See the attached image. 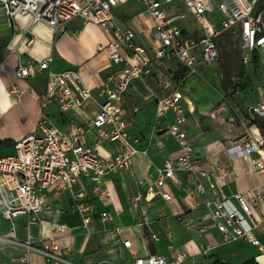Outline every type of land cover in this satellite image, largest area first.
<instances>
[{
    "label": "built area",
    "instance_id": "obj_1",
    "mask_svg": "<svg viewBox=\"0 0 264 264\" xmlns=\"http://www.w3.org/2000/svg\"><path fill=\"white\" fill-rule=\"evenodd\" d=\"M129 2L143 5L152 24L151 42L138 36L134 28L116 23L115 9ZM0 9L9 19L26 14L33 22L53 28L66 26L76 18L96 24L109 38L100 51L110 62L104 81L94 86L85 81L79 69L53 70L52 58L39 64L29 62L17 69L21 79L45 72L47 84L35 130L14 141L12 154L0 156V213L12 223L27 218L26 238H19L12 226L0 234V251L5 248L20 251L15 264H29L34 253L48 261L79 264L67 257L71 250L63 248L59 241L66 225L54 223L58 236L48 239L35 237L30 228L46 216L62 213L64 208L58 202L63 197L68 201V211L81 215L85 226L91 223L92 214L98 213L92 196L104 206L112 203L109 175L132 170L135 156L147 154V149L141 148L140 141L130 133L133 119L125 97L136 82L164 79L168 82L164 88L169 92L156 98L154 129L155 134L172 137L178 149L176 154L165 156L154 183V195L173 202L167 186L169 180L179 181V172L207 177L208 186L198 180L196 190L202 195H207L208 189L216 194L206 205L212 210L221 241L244 239L264 253V245L255 232L264 219V191L239 192L231 198L222 192L234 179L231 166L217 160L215 171L208 174L200 170L199 161L193 158L195 139L187 128L189 112L195 110L192 105H185L183 92L190 70L197 64L218 59V37L224 31H238L244 65L264 56V0H2ZM193 22L198 26L191 30ZM168 61L177 62L178 68L162 69V64ZM51 105L62 115L77 113L83 123H72L64 131L48 111ZM247 113V117L239 118L247 132L227 143L224 153L231 160L249 157L255 171H264V137L257 123L264 118V100L251 105ZM89 135L93 136V148L87 145ZM107 142L113 144V151H102ZM141 200V196L132 198L135 211ZM98 215L101 222L112 219L107 210ZM151 238L157 239L156 234ZM123 244L132 250L131 240H124ZM214 246L206 242L203 253H209ZM170 251L171 258L159 254L136 256L133 264H183L188 258L174 247ZM97 264L115 263L104 258Z\"/></svg>",
    "mask_w": 264,
    "mask_h": 264
},
{
    "label": "crops",
    "instance_id": "obj_2",
    "mask_svg": "<svg viewBox=\"0 0 264 264\" xmlns=\"http://www.w3.org/2000/svg\"><path fill=\"white\" fill-rule=\"evenodd\" d=\"M137 3L139 2L123 5L131 7ZM118 7L115 9V15H124V18L121 22L116 19V23L134 28L138 36L151 42L153 30L147 13L141 11L137 16L125 10H118ZM14 32L10 40L0 44V156L12 154L14 141L35 130L43 110L41 97L46 90L47 74L38 71L27 79H21L16 74L19 66L29 62L39 64L52 58L53 70L62 72L79 69L91 86L104 81L110 66L109 60L100 51L103 45L108 44V36L98 25L83 19L76 18L66 26L53 28L44 23L33 22L29 15L18 14L14 18ZM257 64L264 66V56H258L249 66ZM262 76L264 77V73ZM168 92L164 91L165 94ZM262 100L264 98L254 104ZM184 103L187 106V102ZM91 109L93 108H89ZM48 111L64 131H68L72 123H83L82 118L75 112L62 115L54 105L49 106ZM154 111L156 113V107ZM192 114H195V111L189 112L187 128L189 135L195 139L193 158L199 161L200 170L208 174L215 171L217 160L223 165L231 166L234 179L222 189L223 194L231 198L239 192L257 189L264 191V171H255L251 158L231 160L224 153L225 145L235 136L231 134L228 135L230 138H223L214 130H203L200 119L192 128ZM170 118L172 119L171 116ZM257 123L264 137V129L258 121ZM132 128L133 125L130 128L131 135L139 140L141 134L135 135ZM147 133L152 135L153 142L139 144L141 148L147 149V154L140 153L135 156L132 170L116 171L109 175L112 203L107 207L91 197L96 211L101 213L107 210L112 216L111 220L101 222L98 213L92 214L91 223L85 226L81 215L68 211V201L63 197L58 203L64 211L46 216L40 223L32 226L30 232L37 238L48 239L58 236L54 232V223L66 225L67 229L59 235V241L63 248H70L67 257L79 264H97L104 258L111 259L115 264H133L136 256L156 254L171 258L170 247L188 255L183 264H211L216 257L230 264H242L251 259L257 264H264V253L247 240L239 239L231 243L221 241L212 210L206 205L207 200H212L216 194L210 189L207 195H202L196 190L198 180L208 186L207 177L179 172L178 182L168 181L167 188L173 194V202H167L163 197L154 195V183L163 167L164 158L167 154H176L178 145L168 135L154 134L151 130ZM87 139V145L93 148V136L89 135ZM102 151H113V144L107 142ZM134 196L142 197L137 211L132 206ZM139 218L142 223L138 222ZM12 226L15 227L19 238H26V217L12 223L0 213V234H5ZM255 232L264 245V219ZM153 234H156L157 239L151 238ZM124 240H131V251L124 246ZM206 242L215 245L207 253V257L203 254ZM20 255V251L2 249L0 264H15ZM29 264L64 263L48 261L40 254L34 253L30 256Z\"/></svg>",
    "mask_w": 264,
    "mask_h": 264
},
{
    "label": "rangeland",
    "instance_id": "obj_3",
    "mask_svg": "<svg viewBox=\"0 0 264 264\" xmlns=\"http://www.w3.org/2000/svg\"><path fill=\"white\" fill-rule=\"evenodd\" d=\"M118 10H125L137 16L139 12L145 11L140 3L131 7L119 6ZM118 15L115 16L117 21H123L124 15ZM216 16L219 18V13H216ZM212 20L216 22V18ZM197 26L196 22H193L191 30ZM218 47L219 57L215 62L197 64L190 70L183 85V92L186 102L195 110V114L191 115L192 128L200 119L203 130H214L218 136L230 138L228 135L233 134L236 137L237 133L247 132L239 118L247 117L249 107L264 98V66H246L242 63L240 37L236 29L224 31L218 37ZM169 67L178 68V63L168 61L161 66L164 70ZM166 83L168 82L164 79L154 84L153 79L148 83L137 82L127 94V111L133 119L132 131L135 135L141 134L140 143L150 144L154 140L147 131L151 130L155 134L154 105L156 98L168 91L164 88ZM258 122L264 129V119H259ZM138 220L139 223L143 222L140 218ZM205 256L207 257V254Z\"/></svg>",
    "mask_w": 264,
    "mask_h": 264
},
{
    "label": "water",
    "instance_id": "obj_4",
    "mask_svg": "<svg viewBox=\"0 0 264 264\" xmlns=\"http://www.w3.org/2000/svg\"><path fill=\"white\" fill-rule=\"evenodd\" d=\"M14 33V20L9 19L5 11L0 9V43L10 40Z\"/></svg>",
    "mask_w": 264,
    "mask_h": 264
},
{
    "label": "trees",
    "instance_id": "obj_5",
    "mask_svg": "<svg viewBox=\"0 0 264 264\" xmlns=\"http://www.w3.org/2000/svg\"><path fill=\"white\" fill-rule=\"evenodd\" d=\"M211 264H230L229 262L219 258V257H216L212 262ZM242 264H257V262L254 260V259H251V260H248Z\"/></svg>",
    "mask_w": 264,
    "mask_h": 264
},
{
    "label": "bare ground",
    "instance_id": "obj_6",
    "mask_svg": "<svg viewBox=\"0 0 264 264\" xmlns=\"http://www.w3.org/2000/svg\"><path fill=\"white\" fill-rule=\"evenodd\" d=\"M0 1H2V0H0Z\"/></svg>",
    "mask_w": 264,
    "mask_h": 264
},
{
    "label": "flooded vegetation",
    "instance_id": "obj_7",
    "mask_svg": "<svg viewBox=\"0 0 264 264\" xmlns=\"http://www.w3.org/2000/svg\"><path fill=\"white\" fill-rule=\"evenodd\" d=\"M1 43H2V42H1ZM1 43H0V44H1Z\"/></svg>",
    "mask_w": 264,
    "mask_h": 264
}]
</instances>
